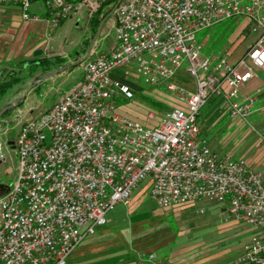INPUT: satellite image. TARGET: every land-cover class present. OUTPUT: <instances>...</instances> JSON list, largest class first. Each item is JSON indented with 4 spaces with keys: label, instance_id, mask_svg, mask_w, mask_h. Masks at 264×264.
<instances>
[{
    "label": "built area",
    "instance_id": "2783aa9c",
    "mask_svg": "<svg viewBox=\"0 0 264 264\" xmlns=\"http://www.w3.org/2000/svg\"><path fill=\"white\" fill-rule=\"evenodd\" d=\"M45 1L53 29L76 3L91 13L99 7L98 0ZM10 4L24 22L41 21L29 14L30 0H0ZM113 16L112 48L81 62V80L44 117H30L17 130L18 176L0 195V264H69L146 179L160 208L207 203L221 208V222L254 228L237 263L264 264V177L244 160L217 155L197 124L211 95L244 122L264 110L256 107L264 84L241 93L264 73V0H121ZM234 17L248 19L258 39L233 63L227 54L202 57L197 34ZM184 64L194 90L174 81ZM135 72L176 101L159 117L146 115L156 122L152 128L116 113L114 98L133 96L123 81ZM146 262L173 264L154 253Z\"/></svg>",
    "mask_w": 264,
    "mask_h": 264
},
{
    "label": "rangeland",
    "instance_id": "374dc122",
    "mask_svg": "<svg viewBox=\"0 0 264 264\" xmlns=\"http://www.w3.org/2000/svg\"><path fill=\"white\" fill-rule=\"evenodd\" d=\"M116 1L110 0V9L114 8ZM44 4V0L32 1L29 14L40 17L35 10ZM0 7L20 11L18 6L12 4ZM66 26L59 25L57 33H64L66 36ZM71 32L68 39L83 34L72 29ZM260 33L259 30L252 31L248 19L234 17L199 32L197 41L202 45V57L227 54L233 63L245 54ZM90 34L91 30L83 35ZM113 37L114 31L111 30L102 45L103 52L109 50ZM82 43L86 50L90 41L87 43L83 39ZM81 50L78 46L77 52ZM22 53H16L13 60L17 66L14 67L13 62L0 64L1 83L8 84L13 78L19 80L0 102V112L6 106L14 104L0 115V185L8 188H12L18 176L14 148L18 128L11 116L21 108L20 104H28L25 109L31 108L35 113L32 117L41 119L57 98V92L64 94L69 91L80 75V70L76 69L72 75L59 78L56 83L48 86L44 85L32 94L35 87L32 85L46 67L39 65L30 70L28 63L33 60L34 52L29 54V58ZM185 68L184 64L174 81L188 90H194L195 79L186 73ZM12 72L14 74L8 76ZM258 77L264 82V73L258 72ZM129 83L135 86L131 88L133 96L125 98L119 94L113 101L116 113L124 118L152 128L156 122L147 123L146 115L152 112L159 117L163 106L168 108L169 105L176 104L169 94L164 93L163 87L146 84L136 72ZM50 87L52 89L49 91ZM219 102L221 100L218 97L211 95L197 116V124L204 131L209 146L219 156L231 155L234 159L246 161L250 169L264 177V110L254 113L244 122L231 118L223 109L219 117L213 115ZM263 104L264 100H260L256 107ZM159 105L163 109H158ZM148 182L146 179L133 189L126 206L118 204L114 207L107 215L108 223L97 228L95 236L86 239L77 248L68 259L69 264H126L141 261L149 252L173 264H238L239 256L255 233L254 228L236 221L221 222V208L207 203L160 208L149 195ZM200 208L205 211L204 216L196 214Z\"/></svg>",
    "mask_w": 264,
    "mask_h": 264
},
{
    "label": "crops",
    "instance_id": "0c3cea01",
    "mask_svg": "<svg viewBox=\"0 0 264 264\" xmlns=\"http://www.w3.org/2000/svg\"><path fill=\"white\" fill-rule=\"evenodd\" d=\"M35 1V0H33ZM99 7L96 12L91 13L90 10L85 5H80L76 3L69 16L61 22V26L67 25V35L64 36V33H57V28H52L49 23L45 20H49L52 15L51 5L44 0L45 4L37 8L36 13L38 12L41 18L39 22H24L21 19L20 11L16 8L11 7H0V64L3 62H13L14 67L17 66V63H14V58L17 56L16 53L22 51V55L29 58V54L34 52L32 57L33 63H41L44 60L49 61V68H44L39 76L38 80L34 82L32 86L33 91L37 92L44 85L48 86L51 83H56L59 78L64 76L72 75L76 69H79L81 62L92 59L100 53L108 52L113 44V41L110 45L108 51H102V45L106 42V36L108 33L115 28V20L110 9V0H98ZM117 2V1H116ZM96 18L99 22L98 27L100 31L97 34L98 27L94 31L91 26V19ZM71 29L80 32H87L91 30V34L88 36L80 35L73 36L72 39H68V34H71ZM85 40L87 43L90 41L87 49L85 50L82 46V40ZM78 46L82 49L77 52ZM36 52H39L37 54ZM70 54H73L71 56ZM60 59L61 63H57L56 60ZM43 65V64H42ZM51 70H54L51 72ZM50 72V73H49ZM14 74L12 72L9 75ZM2 76V71L0 72V77ZM77 82L74 86L81 80V71L80 75L77 78ZM264 82L261 79L251 80L247 85H245L241 93L242 94H252L256 90L260 89ZM73 86V87H74ZM72 87V88H73ZM52 87L48 90L50 91ZM63 93V92H62ZM62 93L56 95L58 99ZM55 99V100H56ZM54 100V102H55ZM264 100V92H262L259 99ZM37 105V103H35ZM28 105V104H27ZM26 105V106H27ZM25 105H21V108L17 110V113L11 116V119L16 121L17 128L20 124L23 123L26 119L35 115L31 108L25 109ZM39 106V104L37 105ZM225 111L224 104L219 102L215 107L214 114L218 115L221 113V110ZM14 127V126H13ZM204 132V131H203ZM2 190L1 192L5 193L9 188L5 185H0ZM76 251V250H75ZM153 253L149 252L148 254ZM147 254V255H148ZM146 255V258H147ZM146 258L142 259L139 262H129L126 264H148Z\"/></svg>",
    "mask_w": 264,
    "mask_h": 264
},
{
    "label": "trees",
    "instance_id": "16d2710c",
    "mask_svg": "<svg viewBox=\"0 0 264 264\" xmlns=\"http://www.w3.org/2000/svg\"><path fill=\"white\" fill-rule=\"evenodd\" d=\"M99 22L100 21H98L96 18H92L91 19V26L93 27V29H94V31H96V29H97V27H98V24H99ZM57 61V63H61L60 62V59H58V60H56ZM49 61H47V60H44L43 62H41V63H33V62H29L28 64L30 65V70L31 69H33V68H35V67H37V66H42V64L43 65H45V67H46V65H47V67L49 68L50 66H49ZM18 65V64H17ZM46 67V68H47ZM18 78H13L12 80H11V82L10 83H8V84H6V82H4V83H1L0 82V102H1V99L6 95V93H7V91L9 90V89H11V86L12 85H14V84H16V83H18ZM123 83H125L128 87H129V89H130V91H131V88H135V86L132 84V83H129V82H124L123 81ZM131 93H132V91H131ZM132 95H133V93H132ZM22 104H20L19 106H21ZM160 107L158 108V109H160V108H162V105H159ZM163 108L164 109H166L165 108V106H163ZM162 108V109H163ZM163 109V110H164ZM143 124V123H142ZM1 195V194H0Z\"/></svg>",
    "mask_w": 264,
    "mask_h": 264
},
{
    "label": "water",
    "instance_id": "95a60500",
    "mask_svg": "<svg viewBox=\"0 0 264 264\" xmlns=\"http://www.w3.org/2000/svg\"><path fill=\"white\" fill-rule=\"evenodd\" d=\"M30 1L32 2L33 0H30ZM120 1H121V0H117V2H116V4H115L114 8L112 9V13H113L114 9L117 7V5L120 3ZM100 27H101V25L98 27L97 34H98L99 31H100ZM36 53L39 54V52H36ZM13 106H14V104H10V105L6 106V107L0 112V115H2V114H3L4 112H6L7 110L11 109ZM1 194H4V193L1 192Z\"/></svg>",
    "mask_w": 264,
    "mask_h": 264
},
{
    "label": "flooded vegetation",
    "instance_id": "af4514ba",
    "mask_svg": "<svg viewBox=\"0 0 264 264\" xmlns=\"http://www.w3.org/2000/svg\"><path fill=\"white\" fill-rule=\"evenodd\" d=\"M3 188L0 187V190H2Z\"/></svg>",
    "mask_w": 264,
    "mask_h": 264
}]
</instances>
